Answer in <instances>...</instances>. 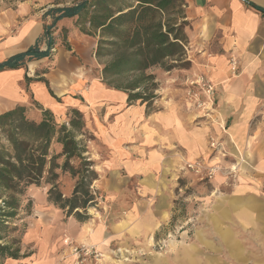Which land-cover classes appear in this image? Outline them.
<instances>
[{"label":"crops","instance_id":"0c3cea01","mask_svg":"<svg viewBox=\"0 0 264 264\" xmlns=\"http://www.w3.org/2000/svg\"><path fill=\"white\" fill-rule=\"evenodd\" d=\"M183 2L190 66L163 72L170 76L165 84L184 90L186 78H204L215 90L212 104L196 108L186 90L167 93V105L156 99V109L127 102L125 92L96 75L95 39L63 19L51 29L57 42L51 59L0 72V115L24 106L37 120L39 108L60 125L74 110L81 115L76 139L87 150L97 173L93 187L105 205L97 217L70 218L58 227L75 243L109 257L115 248L130 249L126 257L135 264H264V0ZM47 10L32 13L23 2L0 14V63L35 45L51 22ZM40 46L45 51L46 41ZM195 162L219 172L209 180L181 173ZM178 198L188 200L181 214L193 219V233L167 240L165 253H156L150 245L179 215Z\"/></svg>","mask_w":264,"mask_h":264},{"label":"trees","instance_id":"16d2710c","mask_svg":"<svg viewBox=\"0 0 264 264\" xmlns=\"http://www.w3.org/2000/svg\"><path fill=\"white\" fill-rule=\"evenodd\" d=\"M183 6V0H81L48 9L44 17H50L51 22L43 26L41 38L25 52L1 62L0 72L25 69L33 60L51 59V50L57 44L51 29L67 19L81 34L98 37L96 54L109 57L100 71L102 82L125 92L127 102L140 101L150 107L158 97L154 94L155 75L148 72L157 67L161 72H170L190 66L185 60L187 22L183 20ZM42 40L46 41L45 51H40ZM64 40L60 44L68 49ZM37 109V120L28 117L24 106L0 115V134L8 145L0 143V260L25 257L19 254V248L8 244L3 233L17 215L20 199L28 189L49 185L48 202L81 222L88 219L87 209L94 203L89 189L97 173L84 156V145L76 139L82 129L81 115L74 110L68 124L60 125L50 112ZM63 177L76 179L69 196L60 189Z\"/></svg>","mask_w":264,"mask_h":264},{"label":"rangeland","instance_id":"374dc122","mask_svg":"<svg viewBox=\"0 0 264 264\" xmlns=\"http://www.w3.org/2000/svg\"><path fill=\"white\" fill-rule=\"evenodd\" d=\"M79 1L81 0H0V14H3L7 10L15 11L23 2L31 4L32 13L39 14L43 9H51L54 7H67ZM91 11L93 10L91 9ZM94 39L96 41V46L93 49L94 57L92 56V58L95 59V63L97 64L95 66V72L97 73L96 75L100 77V71L102 70L103 66L109 61V57L103 54L99 56L96 54L98 37ZM185 47H187L186 39ZM51 51H53V49ZM185 54H187L186 49ZM185 60H187V58H185ZM148 73H154L155 75L157 89L155 90L154 94L158 98L162 99L161 105H167L164 101L167 98V93L170 94L172 92H177L175 90H178L179 93L184 92V90H186V94L189 97H193L196 108H203L205 103L212 104L213 102L212 97L215 92L213 85V93L209 95L204 91V88L197 83V80H195L197 79V77L194 79L195 82H192V78H186L184 81V83L186 84L184 90L181 84L177 85V89L174 90L169 88V86L165 84L169 83L166 81L167 79H170V76L167 77L163 72L160 71V69H158V67L152 68ZM179 77V80L176 79L175 81L177 83H182L180 82L181 77ZM118 80L122 81L123 78ZM193 84H196L198 90L203 93L205 101H201L199 98L197 99L198 93H193L195 92L194 90H192V87H194L192 86ZM158 95L161 96L159 97ZM153 103L154 102L151 103L152 107L156 109V107L153 106ZM29 116L30 119L34 120V115L30 114ZM83 137V141L87 139V141L85 140L84 143H87L89 139L88 134L84 133ZM0 143L5 147H8L7 142L2 134H0ZM214 144L215 143L213 142V139H210L209 147L211 149H214ZM84 156L86 157V159L89 157L86 153L84 154ZM91 169L94 170L93 165ZM184 172H190V174L188 175H194L198 177V179L204 178L206 180H209L212 179L215 172H219V168L208 166L201 162L186 163L184 169L181 170V173ZM75 181V178H62V185L60 186V189L64 196H69L71 194L73 187L76 185ZM93 185L94 183H92L89 190L91 195L94 197V203L92 205H98L96 206L97 208H88V210L92 214L91 216L87 214L88 212H86L85 215V212H83L82 210H77V212L82 213V215H85L86 217H88V219H92L93 216L97 217V214L100 215V212L104 211L105 205L103 197L98 195V191H96ZM49 189L50 186L43 183L40 188L28 189L26 195L20 199V207L17 212V215L11 221H9L8 227L3 233V235L6 237V241L8 242V244L13 249L19 248V254L25 257L20 258L18 260L2 259L0 260V264H116L118 261L120 263L135 264L133 261H129L126 257V255H128L129 253L131 254L134 252L129 251L130 249L127 250L124 248H115L110 253L111 257H109L106 256L103 252L101 253L97 251L92 246H85L82 244L75 243V241L72 240L66 234L62 235V233L58 231V227L65 225L68 219L76 218L73 214L71 216H68L66 214V210H60L56 208L53 204L48 202L47 192ZM191 189V187L187 188L186 192L190 191ZM181 200L182 198H178V201H180L178 203L180 210L179 215H177L175 219L171 220L169 225L162 229H159V234L157 237L159 238V241H157L154 245H150V249H152L156 253H165L167 240L174 238V240L180 241L183 233V238H189L193 233V219H191L187 214H181L182 211L186 212L187 209H185L182 205L186 206L188 200L184 202ZM75 212L76 211H74V213ZM181 217L184 218V220ZM98 219L100 221H103L101 217H98ZM65 239H69L71 244H65ZM80 246L89 249V254L81 255V257H79L78 255L72 252V248ZM111 259L114 260L115 263L112 262Z\"/></svg>","mask_w":264,"mask_h":264},{"label":"built area","instance_id":"2783aa9c","mask_svg":"<svg viewBox=\"0 0 264 264\" xmlns=\"http://www.w3.org/2000/svg\"><path fill=\"white\" fill-rule=\"evenodd\" d=\"M197 83L204 88V91L207 94L211 95L213 93V87H212V85H210L209 82L205 81L204 78L197 79ZM64 243L65 244H71V242L69 241V239H65L64 240ZM72 252L75 253L76 255H78L79 257H81V255L89 254L90 250L89 249H86L83 246H80V247H74V248H72Z\"/></svg>","mask_w":264,"mask_h":264}]
</instances>
